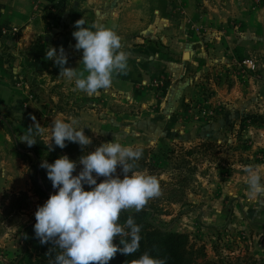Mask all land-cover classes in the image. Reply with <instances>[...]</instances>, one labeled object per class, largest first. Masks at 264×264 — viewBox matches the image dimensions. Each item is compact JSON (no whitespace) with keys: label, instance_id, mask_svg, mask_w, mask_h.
I'll use <instances>...</instances> for the list:
<instances>
[{"label":"rangeland","instance_id":"1","mask_svg":"<svg viewBox=\"0 0 264 264\" xmlns=\"http://www.w3.org/2000/svg\"><path fill=\"white\" fill-rule=\"evenodd\" d=\"M213 2L202 23L190 27L198 43L197 65L180 77L160 73L136 84L130 96L101 90L90 97L74 90V81L58 82L57 72L39 69L28 58L21 76L44 123L36 142L53 146L54 141L48 145L51 126L59 117L78 119V128H85L92 141L85 155L114 137L142 149L134 170L159 181L160 194L146 204L155 227L205 244L212 260L214 245L223 256L239 246L264 258V207L248 200L246 183L249 166H260L264 182V0ZM54 48L59 53L60 47ZM183 53L181 61L188 63L192 53ZM0 123L13 142L18 167L17 173L10 163L7 171L15 175H0V264H19L22 231L36 224L38 207L52 194L34 193L37 143L28 147L18 140L28 127L18 117ZM82 168L77 163L74 175ZM121 168L113 178H124ZM93 176L97 182L106 179Z\"/></svg>","mask_w":264,"mask_h":264},{"label":"clouds","instance_id":"2","mask_svg":"<svg viewBox=\"0 0 264 264\" xmlns=\"http://www.w3.org/2000/svg\"><path fill=\"white\" fill-rule=\"evenodd\" d=\"M84 19L75 22L77 31L73 37L77 41L76 50H83V71L65 67L68 56L63 46L59 53L54 47L46 51L45 60L54 61L60 68V76L74 80V90L88 96L99 95L107 91L113 83L114 74H127L128 54L122 51L121 38L113 30L96 27L95 31ZM85 72L87 75L85 76ZM32 120L35 122L36 117ZM79 120L54 117L48 145L54 141L61 149L67 147L65 141L79 144L83 149L92 141L84 129L78 128ZM44 127L39 123L30 126L19 137V141L28 147L35 145L37 135H42ZM143 155L142 149L131 145H122L114 137L112 142L103 143L95 151L79 158L78 162L62 156L54 163L44 161L41 168L47 170V177L52 182L56 194L50 196L35 213L34 232L42 245L53 243L57 251L49 264H109L117 252L131 256L139 250L141 226L132 216L124 224L119 223L122 211L134 209L140 212L150 199L160 194L158 178L151 174L135 171L136 161ZM77 163L83 165L78 175L74 176ZM122 166L124 178H113L117 167ZM260 166L247 167V198L264 207V182ZM96 177L106 179L97 183ZM84 185L92 187L85 191ZM119 236L123 248H118L114 239ZM130 238V240H129ZM51 251L49 255H51ZM131 264H166L164 260L152 258L147 252Z\"/></svg>","mask_w":264,"mask_h":264},{"label":"crops","instance_id":"3","mask_svg":"<svg viewBox=\"0 0 264 264\" xmlns=\"http://www.w3.org/2000/svg\"><path fill=\"white\" fill-rule=\"evenodd\" d=\"M213 1L0 0V122L18 117L28 128L35 123L44 125L38 118L35 94L23 86L22 61L28 58L39 69L54 70L58 82H67L59 77L60 68L44 59L49 47L63 46L68 56L65 67L83 71V50L75 49L77 41L72 35L78 30L76 21L84 19V27L93 31V25L111 29L121 38V50L128 54L127 74H114L105 92L126 97L140 82L167 72L180 77L197 65L198 43L190 27L202 23ZM186 50L192 53L189 64L181 61ZM16 158L13 142L0 123V175H15V170L7 171L12 165L18 173Z\"/></svg>","mask_w":264,"mask_h":264},{"label":"trees","instance_id":"4","mask_svg":"<svg viewBox=\"0 0 264 264\" xmlns=\"http://www.w3.org/2000/svg\"><path fill=\"white\" fill-rule=\"evenodd\" d=\"M65 143L67 147L61 149L55 143L49 148L43 142L37 141L34 150L37 154L39 165L35 167L34 175L31 177L33 190L36 195L42 197L48 193L53 195L58 192V189H54L52 182L48 179L47 170L41 168L42 161H47V163L51 164L62 156H68L70 160L76 162L79 161L81 156L85 155L84 149L82 150L79 144L68 141H65ZM40 151H44L46 155L40 157L38 155ZM143 167L144 164L140 168ZM92 187L89 186L85 191L92 190ZM149 209L148 205H146L140 212H136L134 209L121 212L119 223L124 224L128 216H132L135 223L141 226L140 247L131 256H126L118 251L115 257L109 261V264H131V261L140 258L146 252L152 258L164 260L166 264H264V258H257L250 254L248 247L238 248L239 246L236 249H228L230 254L223 256L219 248L214 245L213 251L217 259H209L205 244L191 243L188 235L172 234L155 227L150 221ZM22 233L25 244L22 253L17 257L19 264H49V260L55 258L59 250L51 242L42 245L35 235L34 225L24 229ZM220 236L218 241L222 240ZM113 243L118 248L124 247L119 236L114 239ZM239 244H242L241 241L236 242V245ZM50 250H52L51 255H49Z\"/></svg>","mask_w":264,"mask_h":264}]
</instances>
